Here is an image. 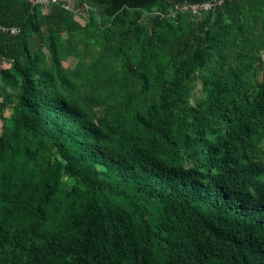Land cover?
<instances>
[{"label": "trees", "instance_id": "16d2710c", "mask_svg": "<svg viewBox=\"0 0 264 264\" xmlns=\"http://www.w3.org/2000/svg\"><path fill=\"white\" fill-rule=\"evenodd\" d=\"M176 1L84 0L118 65L78 102V13L0 0V264H264V0Z\"/></svg>", "mask_w": 264, "mask_h": 264}, {"label": "rangeland", "instance_id": "374dc122", "mask_svg": "<svg viewBox=\"0 0 264 264\" xmlns=\"http://www.w3.org/2000/svg\"><path fill=\"white\" fill-rule=\"evenodd\" d=\"M63 3L66 7L73 8L78 13L77 18L84 25V29L80 34L65 37L64 44H66V47L62 54V62L70 68V76L76 83L75 98L81 101L85 97H94L98 101L102 100L106 89L104 83L107 79L113 77L117 70L118 60L105 52L103 44L96 39V36H98V22L91 23L92 21H90L94 10L84 4V0H64ZM49 8L50 5H47L44 6L43 10L46 12ZM99 17L97 18L99 19ZM35 53L33 51L32 55H35ZM4 66H8V64L4 63ZM99 106L103 109L101 105ZM6 115L9 123H11L12 110L8 109ZM1 130L2 122L0 121V132ZM22 172L21 159H18L16 162V176H20Z\"/></svg>", "mask_w": 264, "mask_h": 264}, {"label": "built area", "instance_id": "2783aa9c", "mask_svg": "<svg viewBox=\"0 0 264 264\" xmlns=\"http://www.w3.org/2000/svg\"><path fill=\"white\" fill-rule=\"evenodd\" d=\"M34 3H40L43 6L50 5L58 0H32ZM224 0H202V1H176L174 2L168 15L176 17L179 12L188 11L192 15H199L204 10L210 9L212 6L222 3ZM21 32V28L17 25H5L0 23V33H10L17 35Z\"/></svg>", "mask_w": 264, "mask_h": 264}]
</instances>
